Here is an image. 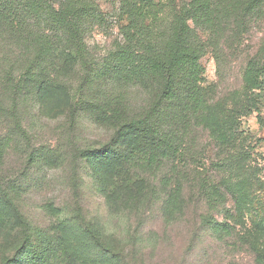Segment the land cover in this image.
<instances>
[{"label": "trees", "instance_id": "obj_1", "mask_svg": "<svg viewBox=\"0 0 264 264\" xmlns=\"http://www.w3.org/2000/svg\"><path fill=\"white\" fill-rule=\"evenodd\" d=\"M118 20L120 37L98 58L86 38L100 24L93 0H0V224L7 227L3 245L13 251L1 254L0 264H69L73 241L97 263L118 259V239L87 221L77 202L76 213L59 219V234L32 226L19 188L2 175L13 154L26 166H61L54 148L29 147L33 119L59 92L70 125L85 110L112 131L107 143L77 154L98 170L128 173L126 202L153 198L156 181L169 222L182 214L190 190L206 207L203 224L214 237L247 245L254 264H264L257 233L212 214L226 209L229 194L241 199L236 184L226 193L212 179L195 144L206 134L220 149L234 150L235 171L252 158L253 135L243 123L256 113L264 127V0H120ZM206 54L221 77L232 59H242L240 86L217 97V83L204 84Z\"/></svg>", "mask_w": 264, "mask_h": 264}, {"label": "rangeland", "instance_id": "obj_2", "mask_svg": "<svg viewBox=\"0 0 264 264\" xmlns=\"http://www.w3.org/2000/svg\"><path fill=\"white\" fill-rule=\"evenodd\" d=\"M93 1L100 13V24L86 38L100 58L120 37V0ZM241 60L232 59L221 77L216 72L213 57L206 54L202 59L204 84L217 83V97L239 87ZM66 112L59 92L57 100L53 98L44 102L42 114L35 116L29 129L33 135L29 147L54 148L62 157L61 166H26L25 157L13 154L2 167V175H8L19 188V206L28 223L59 234V219L64 220L76 213L77 202L87 221H98L107 236L117 238V243L121 244L118 259L105 261V264H254L247 245L214 237L210 227L203 224V216L208 213L206 207L190 190L184 191L182 214L169 222L161 215L164 190L156 181L150 183V187L155 186L153 198H145L136 204L126 202L127 196L121 189L128 173L98 170L97 164L92 165L77 154L78 150L107 143L112 131L93 122L85 110L73 127L68 123ZM243 126L253 135L252 158L242 161L237 171L240 160L236 161L234 150L220 149L206 134L201 135L195 144L206 157L205 167L212 179L226 193L232 190V183L236 184L235 190L241 199L235 202L229 194L222 202L226 209L221 205L220 214H212L220 220L250 227L251 233H257L255 236L264 242V229L261 230L264 226V127L259 125L256 113L245 117ZM257 138L262 139L255 142ZM112 149L121 156L125 153L123 147L114 146ZM243 192L246 198L242 197ZM6 231L7 227L0 224V256L13 253L3 245ZM68 232L71 237L76 233L72 229ZM68 251L69 264H103V261L97 263L87 256L88 250L77 241L68 246Z\"/></svg>", "mask_w": 264, "mask_h": 264}]
</instances>
